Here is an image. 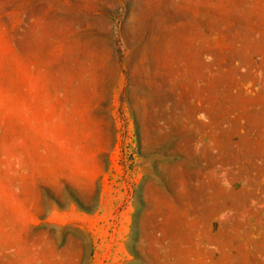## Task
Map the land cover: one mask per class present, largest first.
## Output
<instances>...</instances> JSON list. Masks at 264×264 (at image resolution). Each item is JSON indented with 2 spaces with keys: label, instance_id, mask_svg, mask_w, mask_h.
<instances>
[{
  "label": "rangeland",
  "instance_id": "374dc122",
  "mask_svg": "<svg viewBox=\"0 0 264 264\" xmlns=\"http://www.w3.org/2000/svg\"><path fill=\"white\" fill-rule=\"evenodd\" d=\"M0 264H264V0H0Z\"/></svg>",
  "mask_w": 264,
  "mask_h": 264
}]
</instances>
